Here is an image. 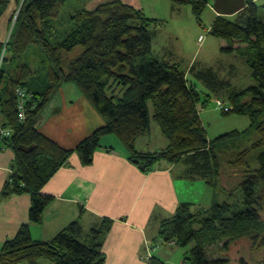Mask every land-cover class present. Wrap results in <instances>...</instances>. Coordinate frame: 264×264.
<instances>
[{
	"label": "trees",
	"instance_id": "16d2710c",
	"mask_svg": "<svg viewBox=\"0 0 264 264\" xmlns=\"http://www.w3.org/2000/svg\"><path fill=\"white\" fill-rule=\"evenodd\" d=\"M11 1L0 0V18ZM16 1L20 2L17 30L6 44L3 61L8 49L20 57L32 44L38 43L50 62L49 85L43 92L31 91L33 96L26 97L24 117L16 91L18 83H22H17L22 72L10 76L5 86L6 96L0 93V117L5 118L4 127L10 129L9 134L0 131V149L9 148L15 154L2 198L31 194L30 223H41L45 210L54 201L52 195L42 191L43 186L68 162L73 152L84 164H91L95 151L102 146V138L108 135H116L122 141L129 159L144 172L162 163L183 161L188 178L199 176L217 192L218 185L209 178L210 173L221 174L216 143L243 132L234 130L209 140L199 112L202 98L194 87L197 86L195 79L222 90L226 89V82L220 80L212 66L194 63L187 71L180 63L159 59L154 54L151 27L164 25L165 20L150 18L142 9L122 0L108 1L94 8L77 9L72 15L74 30L62 41L53 43L48 35L50 18L57 16L68 0ZM172 2L174 7L190 5L199 23L209 5V0ZM210 34L220 38L223 52L237 50L247 55L257 85L226 94L230 109L224 114L248 116L251 127L259 133L252 149H264V120L259 121L264 115V16L256 0H246V5L234 16L217 15ZM77 47L83 50L70 59L66 72L62 67L63 54ZM3 48L4 43L0 41V56ZM4 76L0 71V79ZM64 83H74L104 120L75 149L62 146L37 128L43 110ZM152 121L159 125L169 144L153 152L140 151L137 139L151 129ZM249 152L246 149L232 160L244 167L240 183L244 208L230 201H216L192 212V205L184 203L173 217L161 222L155 240L163 243L176 240L179 245H190L192 264H228V259L211 258L206 252V246L224 239H227L226 248L242 237H249L254 248L264 247L261 215L264 150L258 154V168L249 163ZM192 168L195 173H191ZM112 222L107 218L99 226L84 231L76 220L50 240L34 239L30 224H24L14 238L3 243L0 264H105L102 247ZM155 260L154 256L149 264ZM157 262L164 264L161 259ZM241 264L248 263L241 259ZM260 264H264V259Z\"/></svg>",
	"mask_w": 264,
	"mask_h": 264
},
{
	"label": "crops",
	"instance_id": "0c3cea01",
	"mask_svg": "<svg viewBox=\"0 0 264 264\" xmlns=\"http://www.w3.org/2000/svg\"><path fill=\"white\" fill-rule=\"evenodd\" d=\"M108 1L113 0H88L85 8H94ZM122 1L137 8H143L145 4L141 0ZM15 2L11 1L3 16L9 15V8ZM256 3L259 8H264V0H256ZM245 5L246 0H213L210 9L216 12V16H234ZM182 9V6L174 7L170 0L167 16L161 15L157 19L165 20V24L169 25L171 17L178 15ZM157 27L153 26V43L159 35ZM199 37L197 35L198 41ZM153 52L159 59L178 62L175 61L178 54L159 44L157 48L153 44ZM194 63L200 62L192 58L185 69L188 71ZM200 65L205 66L203 62ZM76 87L73 83L62 84L46 105L37 124L42 133L70 149H75L104 123L98 111ZM3 122V118H0V124ZM142 137L137 139L140 151L153 152L167 146L165 140H162V146L151 141L147 145ZM104 139L107 142L95 151L91 164H84L79 155L73 152L68 162L43 186L42 191L52 195L54 201L45 210L43 221L37 224L30 223L29 219L31 194L1 197L13 169L15 154L9 148L0 149V249L27 223L34 239L50 240L73 221H80L83 230L89 231L108 218L113 222L102 247L105 264H149L148 250L151 241L157 238L163 220L173 217L183 203L210 206L218 201L216 192L204 179L184 178L175 171L183 161L166 163L144 172L129 159L127 149L116 138L105 136ZM184 166L181 168L185 169ZM195 184L204 188L202 195L193 194ZM154 256L157 261L163 260L164 264L170 262L158 254Z\"/></svg>",
	"mask_w": 264,
	"mask_h": 264
},
{
	"label": "rangeland",
	"instance_id": "374dc122",
	"mask_svg": "<svg viewBox=\"0 0 264 264\" xmlns=\"http://www.w3.org/2000/svg\"><path fill=\"white\" fill-rule=\"evenodd\" d=\"M87 2L88 0H68L61 8L59 14L50 18L49 24L51 27L48 35L53 43L62 41L74 30L75 22L72 19V15L77 9L85 7ZM141 2L145 4L144 7L140 9H143L148 17L160 18L161 15L162 17L167 16L170 0H141ZM212 3L213 0H209L208 7L205 9L204 13H202L201 23H199L197 18L192 14L191 6L183 5L182 11L177 13L178 15L173 18L171 17L169 25H167V23L165 24V22H167L165 21L164 25H159L157 27L159 35L155 38L153 44L155 48H157L159 44L173 50L175 54H178L175 61H178L182 68L185 69V65L188 61L194 58L195 62H203L205 66L214 67L220 80L226 82L227 87L225 90L218 88L213 89L212 85L209 86L205 81L196 79L195 82L197 86L194 87H196L201 94L202 99L198 107L202 121L207 129L209 140H215L219 136L234 130L243 132L239 135L227 138L226 140L217 141L215 152L216 156H218L221 161V174L217 175L216 173H210L209 175V178L218 185L216 192L218 201H220V203L230 201L242 209L244 205L240 183L244 178V167L232 163V160L236 158L238 153L250 149L248 161L253 168H258L259 162L257 157L260 151L264 149H252V145L259 139V133L255 127H251L252 123L250 118L237 114H224L226 111L217 107V100H221L224 105L230 104L226 94L257 85V81L252 75V68L248 63L247 55L237 50L223 52L221 50L222 41H220V38L210 34V26L213 19L216 17V12L210 9ZM13 4V7L9 8V15L0 18V41L4 43V48L0 56V71L5 73L4 78L0 79V93L6 96L5 86L6 83L8 84L10 76L19 72L21 74L22 72V76L19 75L17 81V83H22H18L16 91L19 92V90H22L27 92L28 96H33L31 91L35 92V90H37L38 92H43L49 85L48 71L50 62L38 43L32 44L20 57H17L12 49H8L5 55L6 59L3 61L6 44L9 39L12 38V35H15V31L17 30L16 22L20 9V2L16 1ZM260 14L264 16V8H260ZM151 30H153V26ZM177 34L178 37H176ZM200 34H202L204 38L199 42L197 40V35L199 37ZM82 50V47H77L71 53L63 54L64 62H62V67L66 72L68 65L72 61L70 59L79 55ZM17 65H19V67L16 69L15 67ZM19 68L23 69V71H17ZM188 77H190V80H193L190 74H188ZM75 89L79 90L78 87ZM119 91L120 89H118L116 93ZM72 100L74 99L72 98ZM150 109L152 114V104L150 105ZM261 120H264V115L259 119V121ZM3 121L5 123V118H3ZM6 130L10 131V129L4 127L1 123L0 131L4 132ZM108 136L116 138L120 145L125 148L122 141H120L116 135ZM142 136H144L142 138L147 142V145H149L151 141L152 143L157 142L159 146H162V140L167 142V146L169 144L168 139L162 133L159 125L154 121H152L151 129ZM101 142L105 144L107 141L105 142V139L102 138ZM164 164L166 163H162L158 168L162 167ZM181 166H184V164L181 163L175 171L183 175L184 178H188L189 175L185 174L187 171L182 169ZM191 173H195L193 168ZM194 186L196 187V191L193 193L195 196L204 193V188L200 187L198 184ZM190 205H192V212L200 208V205L195 206L192 203H190ZM261 215L264 219V209ZM86 228L87 226L85 225L84 229ZM226 241L227 239H224L213 245L206 246L207 254L211 258L228 259V264H241V259H244L248 264H260L264 259V247H252V241L249 237L233 240L228 248L224 247ZM151 244L148 250V253L153 255L151 258L158 254L162 258L169 259L170 262H168V264H192L189 257L190 245H179L176 243V240L163 243L159 239L152 240ZM153 264H158L157 260H155Z\"/></svg>",
	"mask_w": 264,
	"mask_h": 264
},
{
	"label": "built area",
	"instance_id": "2783aa9c",
	"mask_svg": "<svg viewBox=\"0 0 264 264\" xmlns=\"http://www.w3.org/2000/svg\"><path fill=\"white\" fill-rule=\"evenodd\" d=\"M203 38H204V36L201 35L199 41L201 39H203ZM17 94H18L19 100H20V102H19V109L21 111V116L24 117V113H25V99H26V97H30V96H28L27 92L22 91V90H19V92H17ZM217 107L219 109H223L226 112L230 109V107L228 105L222 104L221 100H217ZM9 132L10 131H8V130L4 131L5 134H9ZM152 256L153 255L150 253L149 254V258H151Z\"/></svg>",
	"mask_w": 264,
	"mask_h": 264
}]
</instances>
